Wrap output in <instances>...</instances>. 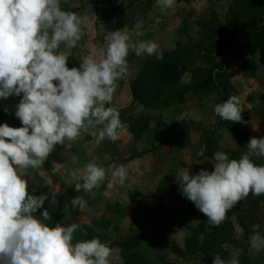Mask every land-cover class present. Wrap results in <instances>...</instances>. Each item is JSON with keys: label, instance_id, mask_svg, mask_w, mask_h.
I'll list each match as a JSON object with an SVG mask.
<instances>
[{"label": "rangeland", "instance_id": "374dc122", "mask_svg": "<svg viewBox=\"0 0 264 264\" xmlns=\"http://www.w3.org/2000/svg\"><path fill=\"white\" fill-rule=\"evenodd\" d=\"M70 5L62 4V8L76 12L84 21L82 39L75 48L67 50L70 68L78 67L83 56L103 46L111 31L122 30L133 42L152 40L159 45L162 60L129 52V75L117 81L112 101L106 105L119 113L127 130L137 138L142 139L149 125L155 124L157 128L163 124L158 116L151 114L172 110L170 123L182 128L193 116V109L204 144H201L204 167L200 170L212 171L216 152H225L229 159H239L246 153L251 138L264 137V0H176L174 7L163 12L156 0H113L109 4H101L99 0H70ZM249 48L254 51L252 55ZM166 62L176 65L175 72L180 74L174 84L166 83L158 72ZM139 78L151 79L146 87L137 86L142 100L134 98L132 92L133 83ZM223 85L226 89L221 90L219 86ZM126 92L132 97L129 102L123 99ZM232 95L239 98L244 109L238 123L221 120L214 112L216 104ZM20 98L13 95L0 99L5 114L0 124L22 126L15 116ZM182 104L184 108L188 104L184 118ZM234 126L236 130L231 133L229 130ZM101 146L117 153L115 142L105 139L97 144L95 135L88 133L75 141L66 140L65 145H56L41 168L27 170L28 190L36 196L48 195L35 214L39 216L47 209L51 219L45 223L53 227L57 223L65 227L78 224L73 243L99 237L119 252L126 264V253L114 245L115 240L127 233L117 229L122 219L113 222L109 217L99 218L100 188L78 193L74 189L77 181L71 177L74 169H82L88 162L100 165L97 160ZM253 159L256 164L264 165V159ZM170 188L168 191L178 200L169 214L172 223L175 220L185 227L184 235L174 233L178 227L158 226L160 232L156 237L147 230L149 227L139 226L129 233L142 235L140 246L131 253L136 259H129L130 264H212L215 254L225 260L238 258L240 264H264V250L255 253L249 244L254 230L264 235V195L249 194L214 226L181 194L178 181ZM53 192L56 196L52 204ZM76 196L86 201L84 210L71 204ZM116 212L127 214L120 206ZM166 221H171L168 215ZM113 225L115 229H111Z\"/></svg>", "mask_w": 264, "mask_h": 264}, {"label": "clouds", "instance_id": "9594fccd", "mask_svg": "<svg viewBox=\"0 0 264 264\" xmlns=\"http://www.w3.org/2000/svg\"><path fill=\"white\" fill-rule=\"evenodd\" d=\"M176 0H156L161 11ZM70 0H0V99L21 97L15 116L20 127L0 124V264H124L123 257L99 237L75 243L79 225L54 227L45 223L47 209L39 216L47 194H30L26 172L41 168L56 145L75 141L82 134H94L96 143L120 139L127 125L110 104L117 81L129 75V52L163 59L152 40L133 42L122 31H111L103 46L83 56L78 67H69L67 50L75 48L84 35L83 18L62 8ZM63 46V47H62ZM244 111L239 98L230 96L214 106L221 120L238 123ZM264 137H253L239 159L225 152L214 154L213 170L191 174L189 167L176 175L181 194L218 226L226 214L249 194L264 195ZM76 162L75 156L72 157ZM107 169L88 162L71 172L76 192L90 193L108 179V188L123 185L127 169ZM82 181V182H81ZM51 203H55L53 192ZM105 196L110 195L104 192ZM81 210V196L71 200ZM255 229V226H253ZM250 249L264 250V235L249 237ZM212 264H240L238 258L215 254Z\"/></svg>", "mask_w": 264, "mask_h": 264}, {"label": "crops", "instance_id": "0c3cea01", "mask_svg": "<svg viewBox=\"0 0 264 264\" xmlns=\"http://www.w3.org/2000/svg\"><path fill=\"white\" fill-rule=\"evenodd\" d=\"M123 97L127 102L132 99L128 92ZM182 106L183 104L181 112L184 118L188 112V104L185 108ZM191 111L193 116L182 128L177 123L175 125L170 123L172 110L151 114L153 117L158 116L163 124L157 128L155 124L149 125L142 139L137 138L129 130L121 133L122 139L115 141L116 154L106 151V147L101 146L102 151L97 161L107 169L108 178L110 179L112 164H123L128 173L123 185L116 184L108 188V179H106L99 192V208L102 209L99 218L109 217L113 222L122 219L121 224L117 226V229L126 230L127 233L122 236L125 237L139 226L149 227L147 230H151L156 237L160 232L159 227L168 226L173 229L178 227L174 233H179L181 237L184 235L185 227L177 224L175 220L172 223L173 217L170 216L169 211H174L172 206H175L178 199H175L176 195L168 190H171L170 186L177 181L176 175L179 171L189 167L190 173L196 174L200 171V167H204L201 160L204 155L201 153V144H203L201 126L198 117L195 116L197 113L194 114L193 109ZM126 158L128 159L125 160ZM62 175L67 177L66 173ZM105 191L110 195L105 196ZM117 206L127 210V214H117ZM167 215L171 218L170 222L166 221ZM111 229H115V225ZM186 239V237L183 239L184 242Z\"/></svg>", "mask_w": 264, "mask_h": 264}, {"label": "trees", "instance_id": "16d2710c", "mask_svg": "<svg viewBox=\"0 0 264 264\" xmlns=\"http://www.w3.org/2000/svg\"><path fill=\"white\" fill-rule=\"evenodd\" d=\"M112 1L113 0H99V3L109 4ZM249 51H250L251 55L254 52L252 48H249ZM223 66H220V67L222 68ZM160 67H159L160 69L158 70V72L160 73L162 78L164 77L166 83H168V84L173 83L174 84L177 81H179L180 74L175 72L176 65H173L170 62H168V63L166 62L165 65L160 66ZM150 82H151L150 78H143V79L139 78L138 80H136L132 86V92H133L134 98H136L137 100H142L143 97L139 94L137 86L146 87V85H148ZM219 87L221 90L226 89V86H224V85L219 86ZM3 120H5V114L2 111V108L0 105V121H3ZM235 130H236V128L234 126L229 131L232 133V132H235ZM241 146L244 147L243 144ZM141 239H142V235L131 233L125 237L118 238L117 240L114 241V245L119 247L123 252L126 253V255L128 257L126 264H130L131 260H129V259H133V260L136 259V255H134V254L132 255L131 253L134 249H136L140 246ZM134 262H136V261H134Z\"/></svg>", "mask_w": 264, "mask_h": 264}]
</instances>
